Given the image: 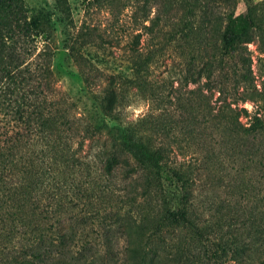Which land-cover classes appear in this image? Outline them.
Wrapping results in <instances>:
<instances>
[{"label": "trees", "instance_id": "16d2710c", "mask_svg": "<svg viewBox=\"0 0 264 264\" xmlns=\"http://www.w3.org/2000/svg\"><path fill=\"white\" fill-rule=\"evenodd\" d=\"M56 1L62 8L63 0ZM180 1L187 8L165 2L162 11L150 18L152 10L144 0L128 15V74L112 76L104 90L92 88L91 62L80 51L95 41L96 34L88 31L85 44L87 34L66 40L68 46L63 48L70 49L68 55L78 69L74 76L83 80V91L92 101L78 113L73 104L61 101L55 89L60 69L53 50L46 46L33 52L43 20L38 16L29 20L19 0H0V264H105L106 254L90 243L74 246L90 223L104 228L107 249L112 225L125 229L128 246L123 264H158L168 245L162 239L167 229L173 233L190 229L202 237L214 227L200 226L204 213L195 208L196 179L171 164L173 150L159 140L168 134L167 126L158 121L161 114L132 122L118 115L130 95L149 100L159 93L158 82L147 75L158 52L141 49L145 33L153 38L169 33L199 46L201 54L184 61L183 82L196 85L190 90L196 108L204 107L213 128L222 133L226 162L239 165L235 175L242 181L243 204L231 197L214 204L220 213L239 204V215L245 217L233 230L228 226L229 251L223 248L234 264H264V189L255 184L258 175L263 180L260 186L264 185V79L258 80L261 75L253 69L248 48L255 43L264 53V0L245 2L241 12L235 0ZM102 134L109 138V147L105 162L99 164L83 150L86 140ZM204 159L203 168L209 169L214 156ZM128 170L132 202H147L139 220L131 216L129 222L121 204L128 201ZM229 175L230 183L236 184L235 175ZM172 184L176 188H170ZM118 190L126 192L118 197L117 206L105 207L100 218L79 209L84 200L94 211ZM165 193L176 195L170 196L176 206ZM241 228L246 236L239 234ZM182 242L178 239L173 258L177 261L182 259Z\"/></svg>", "mask_w": 264, "mask_h": 264}, {"label": "rangeland", "instance_id": "374dc122", "mask_svg": "<svg viewBox=\"0 0 264 264\" xmlns=\"http://www.w3.org/2000/svg\"><path fill=\"white\" fill-rule=\"evenodd\" d=\"M19 1L24 5L29 20L34 16L43 20L44 29L35 37L36 49L33 52L37 54L45 48L47 49L46 46L53 50L55 61L57 60L56 63L59 64L60 69L57 76L55 75V89L58 90L57 94L61 101L64 100L67 105L73 104L76 112H85V108H88L92 101L83 91L85 87L83 80L74 76L78 69L73 64L72 57L68 55L70 49L63 48L68 46L67 39L87 34L84 37L85 40L82 41L85 44V42H89L88 31L96 34L95 41L91 45L85 44L80 48L85 58L91 62L92 73L90 76L93 89L104 90L112 76L128 74V15L138 7H142L145 4L144 0H63L62 8L58 6L56 0ZM252 1L259 2L261 0H235L234 2L238 3L237 12L244 9L245 2ZM165 2L173 8H187L180 0H148L146 5L152 10L150 18H154L158 12L162 11ZM61 19L64 20L61 21ZM161 24L160 21L159 25ZM98 35L102 36L103 40ZM79 40L81 41V39ZM30 43L32 42L29 41L28 44ZM141 46L144 52H148L150 49H155L158 52V60L150 67L147 75L151 80L158 82L156 83L159 93L156 98L151 97L150 101L144 99L145 97L130 95L127 101L119 107L118 115L121 120L132 122L138 121L148 114H161L158 121L167 126L168 134L159 136V140L164 144H169V147L172 148L171 164L176 168L186 170L193 176V180L194 177L196 179L195 208H197V212L204 213L200 220V226L209 224L214 226L202 237L190 229L176 233L167 229L163 233L162 239L165 238L168 245L162 250L158 264H234L229 259V253L224 251V248L229 251L226 245L229 234L226 231L230 224L231 230L234 229V225L239 226L245 217L239 215V204L232 205L230 209H225L222 213L215 210L214 204L220 198L230 197L243 204V198L240 199L242 181L237 177L238 175H235L239 165L237 163L230 165L226 162L224 148L220 147V141L221 143L223 141L221 140L222 133L213 128L204 107L196 108L197 102L195 103V99L190 93V90L196 85H186L183 82L184 61L192 56H199L201 50L198 45H189L169 33L160 38H153L150 33H145ZM57 47L60 48L57 49ZM248 48L254 59L253 69L257 75H261L260 79L257 78L263 80L264 53L260 52L255 43H250ZM35 54L28 56V61L32 60ZM157 106L158 111H156ZM246 107L250 111L253 110L250 103H247ZM108 140L109 138L105 134L86 140L84 154L88 159H93L99 164L104 163L107 156L106 149L109 147ZM208 155H213L214 161L209 163V169H206V167L203 168L206 165L203 161ZM129 162L131 164V160ZM232 167L235 169L232 170ZM129 173L128 170V201L121 202L128 212V222L131 216L139 220L140 209L142 205L147 204V202L135 204L132 202L133 191ZM229 173L235 175L236 184L230 183ZM116 178L122 179L121 172L117 173ZM255 180V184L264 189V185L260 186L259 183H263V180L258 175L255 176ZM169 187L176 188L174 184ZM124 192L126 191H116L113 197L116 199L115 201L113 198H108L105 202H100L97 212V209L90 210L84 200V204H80L79 209L82 213L89 214L91 218H100L105 207L112 204L117 206L120 194ZM165 196L172 206H176V203L170 199V196L176 198V195L165 193ZM161 200L159 203H162ZM72 206L75 205L72 204ZM148 208L149 206L146 207V210ZM113 223L115 222H110V224ZM91 224L88 225L87 230H81L74 246L78 247L85 242L90 243L96 250L99 249L98 253H101L102 250L106 254L105 264H123L128 246L124 237L125 229L112 225L113 227L108 232V236L111 238L110 249H107L106 235L104 236L102 233L105 231L104 228L99 223L94 227ZM246 233L247 231L243 228L239 230L241 236H246ZM178 239L179 241L183 240L180 246L183 250L181 261L173 259ZM154 244L156 245V243Z\"/></svg>", "mask_w": 264, "mask_h": 264}]
</instances>
